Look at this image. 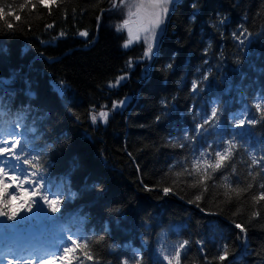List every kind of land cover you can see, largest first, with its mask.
Instances as JSON below:
<instances>
[{
	"label": "trees",
	"instance_id": "1",
	"mask_svg": "<svg viewBox=\"0 0 264 264\" xmlns=\"http://www.w3.org/2000/svg\"><path fill=\"white\" fill-rule=\"evenodd\" d=\"M25 2L0 0L16 6L7 17L12 29L0 21V81H12L0 85V145L20 139L21 159L37 156L33 163L51 189L46 194L59 193L63 203L60 213L47 206L39 212L41 201L32 219L25 212L8 220L6 250L22 240H13L11 227L24 226L53 237L60 249L69 235L82 247L87 242L83 251L94 259L77 252L74 264H167L163 255L184 241L181 264H264V201L254 200L264 192V115L255 108L260 102L264 109V0H178L152 64L143 58V39L122 48L127 33L115 26L127 11L110 10L113 0H58L51 11L38 3L21 11ZM193 83L200 85L196 93ZM29 86L34 98L25 94ZM213 106L219 125L212 121L194 136ZM100 111L109 112L107 124ZM232 113L258 123L237 128ZM228 138L236 144L233 155L202 181L204 161L215 163L214 149Z\"/></svg>",
	"mask_w": 264,
	"mask_h": 264
},
{
	"label": "snow or ice",
	"instance_id": "2",
	"mask_svg": "<svg viewBox=\"0 0 264 264\" xmlns=\"http://www.w3.org/2000/svg\"><path fill=\"white\" fill-rule=\"evenodd\" d=\"M36 3L41 5L43 8L49 9L53 5L58 3V0H26L24 4L19 5L18 7L22 11L25 8L31 7L35 8ZM175 0H124L123 5H119L117 0H113L110 10H116L118 7L126 8L127 18L123 20L121 24H117L115 26V30L117 33H121L126 31L127 39L123 42L122 48L129 49L131 45L135 42H139L143 39L146 50L143 52V58L151 59L153 57L154 46L157 44V30L161 29V25L164 23V17L169 12V5H174ZM9 8L8 11L5 8ZM16 7L15 5H7L0 4V21H3L8 29L13 28V24L8 22L7 17L13 16V12L11 8ZM194 7V5H193ZM14 19L16 21H20L21 17L19 15H15ZM191 19H195V15L192 16ZM47 27L51 28L53 25L49 24ZM60 36H63L64 33H59ZM235 35V34H234ZM79 36L87 37V31H80ZM241 44H244V39H239ZM158 55V48H157ZM140 61H137L139 63ZM128 67H132V61H128ZM171 64L166 65V68H171ZM151 75V66H149L148 70L145 72V78H149ZM15 78V73L13 74V79ZM126 77L121 75L117 84L120 80H124ZM204 80H207V77H203ZM11 80H2L0 81V85H9ZM115 85H109V87H114ZM200 85L193 83L191 86V91L193 93L197 92V89ZM56 91L63 96L64 89L60 87H56ZM227 92V90H226ZM29 98H34L35 94L30 90L25 93ZM6 95L14 96L15 93H6ZM260 99L264 101V96H261ZM123 101L120 102V106L123 105ZM165 102L161 100V104ZM256 110L261 112V115H264V109L261 108V103H255ZM10 109H5V111H9ZM222 115V112H221ZM99 117L103 121L104 124H107L109 119L108 111H100ZM247 114L241 116L239 113H232L229 115V120L235 123V127L237 128H245L246 123L249 126L255 125L258 123L256 119H246ZM43 118V117H41ZM159 119V117H157ZM212 121H215V126L219 125L218 119V111L215 106L210 109V114L205 115L203 119L196 125L197 131L194 133V136L203 135L199 131V129L205 128V125L210 124ZM92 124H96L97 115H91ZM207 131V129H205ZM226 144V146H225ZM21 145V140L16 139L14 143L8 141V146L0 145V217H7L8 220L16 221L18 217L21 216V213H32L33 208L40 204L38 208L39 212L43 211V206L46 205L48 209L51 210L52 213H60L61 207L60 205L63 203V200L60 198V194L58 193L56 198H49V195L46 194L50 191V187H46V176L43 172L40 171V168L37 164L33 163V161L37 160L36 155H32L29 158L21 159L24 155L25 149H21L20 152H17L16 149ZM183 147V145H181ZM211 148V145L208 146ZM236 147V144L233 142L232 138H228L225 141H221L220 144L214 149L215 153V163L211 162V160H205L203 163V176L201 180L211 179V176L207 174L208 169H212L213 171H217L222 168L224 162L228 160L233 155V149ZM11 154V155H9ZM205 155V149H200L198 151V157H203ZM252 162L256 163L255 155L252 156ZM30 165L32 169H36L35 171H31L29 167H25ZM5 167L9 169V171H5ZM193 168L197 174L202 172L201 160L199 158L194 159ZM12 172L13 174H9ZM19 172L20 175L15 174ZM21 176L23 178H21ZM224 180L227 181L228 177L224 176ZM196 185L194 184L193 187ZM93 187H96L93 185ZM225 189H231V191L236 192L239 195L238 189L231 188V185L225 183ZM251 187V185H249ZM260 188H264V183L260 184ZM88 190V186L85 185V189ZM148 191H151V188H147ZM171 191L170 188L165 187L162 189V192L165 196L169 194ZM227 194V193H226ZM70 197L75 199L76 193L70 192ZM201 199L200 195H196L195 201H199ZM256 203L260 201H264V192H260V194L254 197ZM192 201V202H195ZM199 206V205H197ZM25 219H32V217H26ZM235 227L240 230V233H245L246 230L240 223H235ZM70 244L63 246L61 249L62 254H56L55 256L47 259H42L40 264H74L73 254L77 252H83V255L87 260H93V256L87 252H84V249L88 248V243L85 242L83 247L81 243L77 239H73L71 235L67 237ZM188 244V241H184L183 244L172 251L171 254H164L163 260L167 262V264H173V259L175 264H181V249L184 248L185 245ZM116 246L112 245L114 249ZM228 253L224 251L222 255L219 256V260L223 261L227 258ZM78 259V257H77ZM25 264H36V261L28 260L25 261ZM122 264H127V261L122 262ZM135 264V262H134Z\"/></svg>",
	"mask_w": 264,
	"mask_h": 264
},
{
	"label": "rangeland",
	"instance_id": "3",
	"mask_svg": "<svg viewBox=\"0 0 264 264\" xmlns=\"http://www.w3.org/2000/svg\"><path fill=\"white\" fill-rule=\"evenodd\" d=\"M99 119L101 118L99 117ZM6 133L11 135L13 133V129L11 128L7 130ZM1 134L2 129L0 130V135ZM5 171H9V169L5 167ZM9 174L13 173L9 172ZM15 174L20 175L19 172H16ZM45 206L46 205H44V207ZM30 215L31 217H33L34 214L30 213ZM4 227L0 229V264H17V261L19 263V261H28L33 259L35 261H39L40 264V261L42 259H47V257L51 258L56 254H61L60 246L57 245V242L53 237L47 235H45L44 237H39L37 235L40 234V231L26 228L24 226L11 227L12 235H15L13 236V240L17 238V236L21 237L22 240L18 241L14 245L11 244L9 247H7L6 250V248L2 244V237L5 236L3 234ZM51 254L53 255L51 256ZM13 255L17 256L16 261L10 258V256Z\"/></svg>",
	"mask_w": 264,
	"mask_h": 264
},
{
	"label": "water",
	"instance_id": "4",
	"mask_svg": "<svg viewBox=\"0 0 264 264\" xmlns=\"http://www.w3.org/2000/svg\"><path fill=\"white\" fill-rule=\"evenodd\" d=\"M177 1L178 0H175V4L174 5H169L168 6L169 7V12L164 17V23L161 25V29L157 30V44H156V46H154L153 57L151 58V64L155 60V56H156V53H157V48H159L161 39H162V37H163V35L165 33V30H166L168 19H169L171 13L173 12L174 6L176 5ZM149 66H151V65H149ZM7 222H8L7 217H0V229L3 228L7 224Z\"/></svg>",
	"mask_w": 264,
	"mask_h": 264
}]
</instances>
